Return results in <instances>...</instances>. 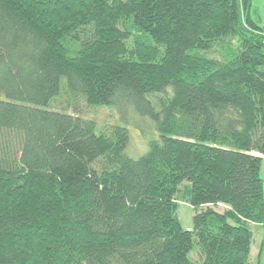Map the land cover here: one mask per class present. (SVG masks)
<instances>
[{"label": "trees", "instance_id": "trees-1", "mask_svg": "<svg viewBox=\"0 0 264 264\" xmlns=\"http://www.w3.org/2000/svg\"><path fill=\"white\" fill-rule=\"evenodd\" d=\"M253 3L0 0V264H249L264 227ZM83 106L132 109L158 138L133 160L128 129L98 132Z\"/></svg>", "mask_w": 264, "mask_h": 264}, {"label": "rangeland", "instance_id": "rangeland-1", "mask_svg": "<svg viewBox=\"0 0 264 264\" xmlns=\"http://www.w3.org/2000/svg\"><path fill=\"white\" fill-rule=\"evenodd\" d=\"M253 20L261 27L264 26V0H254L252 9ZM219 48H215L208 54L202 52L201 54L209 56L210 58L221 59ZM56 110L61 109L60 106L54 107ZM72 113L71 110H67ZM82 113L88 118L95 121L98 126V132L106 126H121L129 131L130 142L126 150V154L133 160H138L144 156L149 150V142L158 138L155 123L148 117H142L132 109L120 111L119 108H103L90 110L82 107ZM87 118V117H84ZM17 145V140H14ZM262 178L264 180V163L262 168ZM219 213L225 211L224 207L216 209ZM195 210L187 203H179L177 216L186 231H193V218ZM251 230L254 234L252 245V253L249 264H264V227L259 228L252 226ZM194 263H198V254L192 255Z\"/></svg>", "mask_w": 264, "mask_h": 264}]
</instances>
